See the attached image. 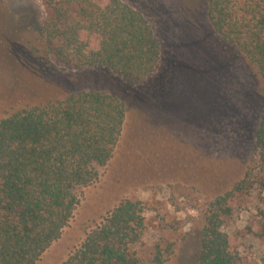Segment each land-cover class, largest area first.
I'll return each mask as SVG.
<instances>
[{
    "label": "rangeland",
    "instance_id": "obj_1",
    "mask_svg": "<svg viewBox=\"0 0 264 264\" xmlns=\"http://www.w3.org/2000/svg\"><path fill=\"white\" fill-rule=\"evenodd\" d=\"M55 0H0V118L73 92L106 91L126 114L112 157L82 188L60 236L34 264H62L124 198L144 205L132 246L147 262L194 264L204 212L244 173L256 172L253 143L264 83L248 58L211 25L207 0H122L147 18L160 43L155 70L137 84L106 67L75 68L41 33ZM243 264H264V188L225 217Z\"/></svg>",
    "mask_w": 264,
    "mask_h": 264
},
{
    "label": "trees",
    "instance_id": "obj_2",
    "mask_svg": "<svg viewBox=\"0 0 264 264\" xmlns=\"http://www.w3.org/2000/svg\"><path fill=\"white\" fill-rule=\"evenodd\" d=\"M214 30L237 47L264 83V0H207ZM54 56L75 68L106 67L137 84L155 70L160 43L141 11L122 0H55L42 17ZM126 114L102 90L17 110L0 118V264H34L68 224L82 188L112 157ZM256 172L248 169L204 212L194 264H243L224 219L254 189L264 188V109L255 132ZM144 205L124 198L62 264H163L132 248L145 226Z\"/></svg>",
    "mask_w": 264,
    "mask_h": 264
}]
</instances>
